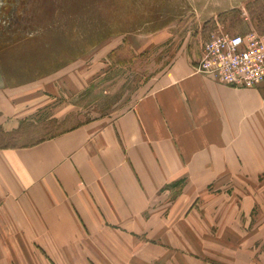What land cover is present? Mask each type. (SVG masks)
Listing matches in <instances>:
<instances>
[{"label":"crops","instance_id":"crops-1","mask_svg":"<svg viewBox=\"0 0 264 264\" xmlns=\"http://www.w3.org/2000/svg\"><path fill=\"white\" fill-rule=\"evenodd\" d=\"M201 57L202 49L177 56L110 118L1 147L0 212L14 217L16 230L35 233L40 248H95L96 264L252 263L243 262L247 247L231 254L224 232L236 231L227 217L241 227L255 202L264 215V193L238 195L225 184L264 182V85L216 82L196 70ZM29 83L0 84L6 132L42 99ZM42 90L37 95H56L55 83ZM215 184H223L220 192ZM190 200L224 203L217 219L206 224L198 215L189 224ZM256 224L264 227V220ZM188 231L195 234L183 237Z\"/></svg>","mask_w":264,"mask_h":264},{"label":"rangeland","instance_id":"rangeland-1","mask_svg":"<svg viewBox=\"0 0 264 264\" xmlns=\"http://www.w3.org/2000/svg\"><path fill=\"white\" fill-rule=\"evenodd\" d=\"M219 30L264 32V0H0V84L34 82L35 98H42L17 129L6 132L0 122V148L36 143L118 114L177 56L203 50L210 34ZM49 83H55L56 95H37ZM179 184L175 193L182 190L184 183ZM221 186L212 188L220 192ZM225 186L238 195L245 189L264 193L262 181L252 187L231 182ZM220 201L224 203L213 201L214 206L207 205L209 200H190L184 213L194 210L195 215L187 216L186 223L198 215L206 224L208 218L217 219ZM258 207L255 202L245 222L239 219L241 227L227 217L236 229L224 232L229 250L235 255L247 247L251 255L245 253L243 262H253L246 264H264V227L253 225L264 220ZM192 233L182 232L189 238ZM35 244V233L16 230L14 217L0 212V264H96L95 248Z\"/></svg>","mask_w":264,"mask_h":264},{"label":"built area","instance_id":"built-area-1","mask_svg":"<svg viewBox=\"0 0 264 264\" xmlns=\"http://www.w3.org/2000/svg\"><path fill=\"white\" fill-rule=\"evenodd\" d=\"M196 70L228 86L264 85V32H212L204 43Z\"/></svg>","mask_w":264,"mask_h":264}]
</instances>
